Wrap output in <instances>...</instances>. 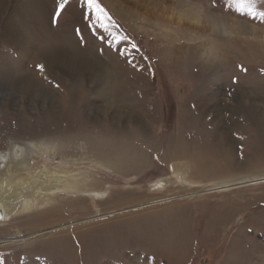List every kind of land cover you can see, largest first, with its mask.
Returning a JSON list of instances; mask_svg holds the SVG:
<instances>
[{"label":"rangeland","instance_id":"1","mask_svg":"<svg viewBox=\"0 0 264 264\" xmlns=\"http://www.w3.org/2000/svg\"><path fill=\"white\" fill-rule=\"evenodd\" d=\"M168 1L133 7L129 19L99 0L109 20L85 19L69 0L54 23L56 0H45L51 27L74 28L118 75L120 93L102 95L87 72L73 94L75 70L52 71L40 45L23 55L9 28L47 41L23 0H0V155L13 141L36 143L45 150L33 175L62 172L92 192L39 195L36 208L0 221V264H264V21L232 0ZM171 3L172 13L159 9ZM176 14L261 33L218 34ZM14 61L37 90L13 83ZM2 169L5 184L26 175Z\"/></svg>","mask_w":264,"mask_h":264},{"label":"bare ground","instance_id":"2","mask_svg":"<svg viewBox=\"0 0 264 264\" xmlns=\"http://www.w3.org/2000/svg\"><path fill=\"white\" fill-rule=\"evenodd\" d=\"M23 1L26 3V6H24L25 8L24 7L23 8L25 11L24 17L27 18V22L31 20L30 23H33L34 25L38 26L40 31L45 37L44 41H47L46 44L40 42L38 43V41L35 39L33 32L29 31L28 27H27L28 33H26L27 30H25V32L23 31V29L21 28L22 26L9 28L8 34L12 37V39L14 38V41H16L14 42V44H16L15 46L17 45L20 46L23 55H25L26 57L29 56L30 55L29 53L33 52L32 50L33 45L36 46L40 45V48L38 49L42 50V56L43 54L44 56L45 55L47 56L48 63L50 64L51 67L50 69L52 71H54L56 67L61 68V65L66 66L65 69L68 70L69 73L75 70L74 71L75 75L74 74L69 75L72 76V80H71L72 84L69 85V88L71 91H73V94L78 93V89H76L75 87L78 81H80V79L82 81L86 80V76L85 79H83L86 72L89 73V75H87V78L89 79L88 81L93 84L96 83V85L100 86L98 87L99 90L98 89L96 90L99 94L115 95L120 93L121 86L123 84L121 83L120 86L119 79H117L118 75L115 76L116 72L113 69H111L112 66H110L108 61L107 63L104 62L97 53L93 52L91 46L82 48L79 44V41L74 35V28L72 34V31L70 30L60 31L59 28L53 29V27H51L52 25L50 24L49 14H48L49 7L47 3H45V0H23ZM107 1L115 9V11L118 13L119 16H128L129 19L133 18L132 16H136V11L132 9L133 7L140 8V6L142 7V6L150 5L151 7H153V11L156 12V10L158 9L156 7L157 5L160 4L158 2L159 0H122V2L121 0H119L120 1L119 4L122 5L123 8H126L125 12L126 11L127 12L125 13L124 11L122 12L121 9L119 10V5L114 3L113 0H107ZM172 6H174V3L169 4L168 7L159 6V9L162 12H168V11L170 12ZM20 9L23 10L21 7ZM170 13H172V11ZM176 15L179 17L178 19L180 21L187 20L189 22L190 21L196 23L200 22V24L202 23L203 26H205L207 29L218 34H223V33L240 34V33L248 32L249 34L254 35L256 37L259 33H261L258 29L250 28L249 26H244L239 22H236L234 24H227L209 17H208L209 19L206 20L205 22L204 21L201 22L199 19L196 18L192 20V18H190V16L186 14H179V15L176 14ZM19 28H21L22 30ZM88 41H89V45L93 43L90 38ZM14 65H16V69H18L17 73H19L17 79H14L13 81L14 84L20 85V87L21 86L24 87L25 88L24 91H26L27 93L32 92V90H37L38 89L37 87H40L39 84H37V82L33 80V78L29 74L25 73L24 70H21V66L18 65V63L15 62ZM139 125L140 126H138V128L141 131L147 128L143 124H139ZM44 150L45 149L40 148V145L36 143H31V142L19 143L17 141H13L11 142L9 149L0 155V169L3 168L2 170L9 173L24 172V174H26L20 176V178L16 179V181L13 180L14 179L13 177L15 176L9 177L7 184L3 183L5 180L3 179L4 173L0 176V210L2 212V217L0 221L5 220L10 214L14 213V211L20 207L21 209L19 210V212L20 211L27 212L30 211L31 209L36 208V206L39 203L38 202L39 195L55 196V194L61 191H66L70 193H79L80 195L83 194V192L92 193L88 191V188H86L82 184L84 181L82 178H80L79 180L78 177H71L72 178L71 181L67 182L65 179L62 178V172H60V174H55L49 172V169L47 168H42L40 172L33 175L32 173H33V169L35 170L34 167L35 161L32 158V156L35 155L37 152L38 153L42 151L44 152ZM210 172L211 171L209 172L207 171V173ZM179 175L181 176L182 173L181 174L179 173ZM32 178H36V180ZM239 183L241 182H237L234 184H239ZM104 193L106 192L103 193L93 192V194L97 195L98 197L103 196ZM47 204L48 203H46L45 205ZM10 242H13V239H10Z\"/></svg>","mask_w":264,"mask_h":264},{"label":"snow or ice","instance_id":"3","mask_svg":"<svg viewBox=\"0 0 264 264\" xmlns=\"http://www.w3.org/2000/svg\"><path fill=\"white\" fill-rule=\"evenodd\" d=\"M56 11L53 22H57L63 11L69 4V0H56ZM81 7L85 10V19H90V13H97V19H100L99 14H103L107 19L111 20L107 11L99 3V0H80ZM230 7H235L237 12L245 13L253 18H259L264 21V11H258L256 8V0H232ZM103 26V25H102ZM79 35V29L76 30ZM103 39V37H101ZM39 71H44L43 65H37Z\"/></svg>","mask_w":264,"mask_h":264},{"label":"water","instance_id":"4","mask_svg":"<svg viewBox=\"0 0 264 264\" xmlns=\"http://www.w3.org/2000/svg\"><path fill=\"white\" fill-rule=\"evenodd\" d=\"M1 217H2V212H1V210H0V219H1Z\"/></svg>","mask_w":264,"mask_h":264}]
</instances>
